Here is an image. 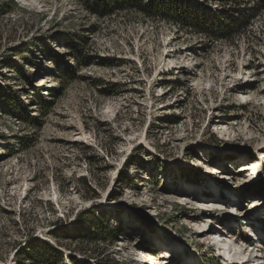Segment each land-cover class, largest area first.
I'll use <instances>...</instances> for the list:
<instances>
[{
  "label": "rangeland",
  "instance_id": "obj_1",
  "mask_svg": "<svg viewBox=\"0 0 264 264\" xmlns=\"http://www.w3.org/2000/svg\"><path fill=\"white\" fill-rule=\"evenodd\" d=\"M20 1L0 13V90L41 126L0 100V264H30L34 240L63 264L232 263L210 227L264 258V13L226 43L135 14L97 19L72 0ZM90 211L106 240L82 222Z\"/></svg>",
  "mask_w": 264,
  "mask_h": 264
},
{
  "label": "trees",
  "instance_id": "obj_2",
  "mask_svg": "<svg viewBox=\"0 0 264 264\" xmlns=\"http://www.w3.org/2000/svg\"><path fill=\"white\" fill-rule=\"evenodd\" d=\"M78 3L89 15L97 19H110L113 16L122 14H135L145 20L167 23L178 27L182 31L201 34L212 41H222L234 43L241 35L246 34L248 26L256 16L264 13V0H224L228 6V11L213 10L207 2L195 0H72ZM17 8L14 0H7L0 5V13H11ZM83 38L74 35L69 48L74 54H80L86 44ZM81 55V54H80ZM76 60V58H75ZM66 65L62 80H71L72 72ZM19 74L22 70L16 69ZM181 87V86H179ZM0 100L5 105L6 112L16 115L19 120L28 124L40 127V123L35 122L30 117V111L17 99L16 92L11 88L7 93L0 90ZM20 102V103H19ZM50 102V101H48ZM44 101L41 105H48ZM42 108V106H41ZM46 110V108H45ZM28 115V116H27ZM96 196L95 191H93ZM94 211L83 213L82 222L90 224L91 231H98V235H91L92 240H106L104 225L97 221H88L86 215ZM80 219V220H81ZM91 222V223H90ZM111 238L116 236V231H110ZM95 236V237H94ZM97 237V238H96ZM41 246L39 251L36 248ZM27 259L30 264H63V255L51 244L43 241H32L27 246ZM24 251V252H25ZM23 253V252H22ZM26 258V257H25ZM72 264H89L87 261L78 262L76 258H70Z\"/></svg>",
  "mask_w": 264,
  "mask_h": 264
},
{
  "label": "bare ground",
  "instance_id": "obj_3",
  "mask_svg": "<svg viewBox=\"0 0 264 264\" xmlns=\"http://www.w3.org/2000/svg\"><path fill=\"white\" fill-rule=\"evenodd\" d=\"M222 134H225V133L222 132ZM252 165H253V163H252ZM252 165L248 164V165L242 166L241 167L242 169L240 171L241 172H249L250 170L253 169ZM216 173H218V172H216ZM199 207L201 209H203L202 205ZM213 211L217 212V210H212L211 212H213ZM205 220L206 219H204V218H194L192 221L204 223ZM214 229H215L214 227L204 229L202 231V235H208L209 234L211 237L212 236L214 237L213 240L215 238L219 239V240H216V242H218L217 247L219 248V251L225 252V254L228 256L227 258L229 259V261L231 259L232 264H264L263 250H261L260 248L256 249L257 247L252 248V250H250L251 249L250 247L247 249L241 248V247H239V245H237L238 244L237 241H235L233 243V245H229L228 243L224 242L225 240H224V238H222V236H224V234H221L220 231H215ZM199 233H201V232H199ZM168 258H170V254H165L161 260L166 261V259H168ZM221 258H222V255H221ZM225 261H227V260H225Z\"/></svg>",
  "mask_w": 264,
  "mask_h": 264
}]
</instances>
